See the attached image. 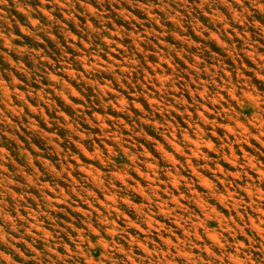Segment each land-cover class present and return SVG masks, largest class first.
Listing matches in <instances>:
<instances>
[{"label": "rangeland", "instance_id": "1", "mask_svg": "<svg viewBox=\"0 0 264 264\" xmlns=\"http://www.w3.org/2000/svg\"><path fill=\"white\" fill-rule=\"evenodd\" d=\"M0 264H264V0H0Z\"/></svg>", "mask_w": 264, "mask_h": 264}]
</instances>
